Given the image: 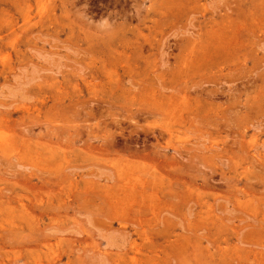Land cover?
<instances>
[{
  "label": "rangeland",
  "instance_id": "1",
  "mask_svg": "<svg viewBox=\"0 0 264 264\" xmlns=\"http://www.w3.org/2000/svg\"><path fill=\"white\" fill-rule=\"evenodd\" d=\"M0 264H264V0H0Z\"/></svg>",
  "mask_w": 264,
  "mask_h": 264
},
{
  "label": "bare ground",
  "instance_id": "2",
  "mask_svg": "<svg viewBox=\"0 0 264 264\" xmlns=\"http://www.w3.org/2000/svg\"><path fill=\"white\" fill-rule=\"evenodd\" d=\"M214 34H215V33H214ZM193 88H194V87H193ZM198 88H200V87H198ZM201 88H202V87H201ZM220 89H221V88H220ZM192 91H193V90H192ZM200 91H201V90H200ZM216 92H217V91H216ZM223 94H224V93H223ZM204 95H205V94H204ZM217 95H218V94H217ZM220 96H221V95H220ZM98 102H99V101H98ZM100 103H101V102H100ZM100 107H102V106H100ZM90 108H91V107H90ZM81 110H82V109H81ZM83 110H84V108H83ZM137 110H139V109H137ZM76 111H78V110H76ZM86 112H87V111H86ZM135 112H136V111H135ZM145 112H146V111H145ZM88 113H89V112H88ZM91 113H92V112H91ZM142 113H143V112H142ZM167 113H168V112H167ZM167 113H166V114H167ZM133 114H134V113H133ZM136 114H137V113H136ZM175 116H176V115H175ZM175 116H174V117H175ZM177 116H178V115H177ZM170 117H171V116H170ZM178 118H179V117H178ZM178 118H177V119H178ZM186 118H187V117H186ZM209 118H210V117H209ZM172 119H173V115H172ZM210 120H211V119H210ZM225 121H226V120H225ZM191 122H192V121H191ZM206 122H207V121H206ZM211 122H212V121H211ZM196 123H197V122H196ZM208 123H209V122H208ZM224 123H225V122H224ZM219 124H220V123H219ZM167 126H168V125H167ZM214 126H215V125H214ZM223 127H224V126H223ZM228 127H229V126H228ZM159 129H160V127H159ZM166 129H167V128H166ZM216 129H217V128H216ZM222 129H223V128H222ZM228 129H229V128H228ZM160 130H162V128H161ZM75 131H76V130H75ZM144 131H145V130H144ZM164 131H165V130H164ZM235 131H236V130H235ZM148 132H150V131H148ZM160 132H161V131H160ZM166 132H167V131H166ZM166 132H165V133H166ZM73 133H74V132H73ZM162 133H163V132H162ZM81 134H82V133H81ZM145 134H147V133H144V135H145ZM229 134H230V133H229ZM231 134H233V133H231ZM234 134H236V133H234ZM161 135H162V134H161ZM163 135H164V134H163ZM72 136H73V135H72ZM80 136H81V135H80ZM146 136H147V135H146ZM232 137H233V136H232ZM108 140H109V139H108ZM112 140H113V139H112ZM227 141H228V140H227ZM238 141H239V140H238ZM110 142H111V141H110ZM125 143H126V142H125ZM235 143H236V142H235ZM106 145H107V144H106ZM109 145H110V144H109ZM111 145H113V144H111ZM114 145H115V144H114ZM108 147H109V146H108ZM110 147H112V146H110ZM124 147H125V146H124ZM239 147H240V146H239ZM120 149H121V148H120ZM122 150H123V149H122ZM226 151H227V150H226ZM116 152H117V151H116ZM135 153H136V152H135ZM121 158H122V157H121ZM168 167H169V166H168ZM120 170H121V169H120ZM124 170H126V169H124ZM183 172H184V171H183ZM121 173H122V172H121ZM121 173H120V174H121ZM125 173H126V171H125ZM130 174H131V173H130ZM134 174H135V173H134ZM121 175H122V174H121ZM121 175H120V176H121ZM224 176H225V175H224ZM123 177H124V176H123ZM123 177H121V178H123ZM125 177H126V176H125ZM125 177H124V178H125ZM130 177H132V176H130ZM210 178H211V177H210ZM125 179H126V178H125ZM134 179H135V178H134ZM127 180H128V178H127ZM221 180H222V179H221ZM259 180H260V179H259ZM130 181H131V180H130ZM225 181H226V180H225ZM256 181H257V180H256ZM138 182H139V181H138ZM125 183H126V182H125ZM125 183H124V184H125ZM129 183H130V182H129ZM131 183H132V182H131ZM134 183H135V182H134ZM254 184H255V183H254ZM138 185H139V184H138ZM249 185H250V184H249ZM252 186H253V185H252ZM131 187H132V186H131ZM147 187H148V186H147ZM247 187H248V186H247ZM133 188H134V187H133ZM254 188H255V187H254ZM207 211H208V210H207ZM206 213H207V212H206ZM208 218H210V217H208Z\"/></svg>",
  "mask_w": 264,
  "mask_h": 264
}]
</instances>
